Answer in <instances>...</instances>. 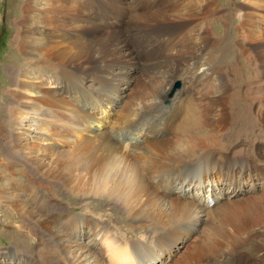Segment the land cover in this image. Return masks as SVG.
<instances>
[{"label": "bare ground", "instance_id": "obj_1", "mask_svg": "<svg viewBox=\"0 0 264 264\" xmlns=\"http://www.w3.org/2000/svg\"><path fill=\"white\" fill-rule=\"evenodd\" d=\"M29 3L27 1L23 6L24 29L16 32V46L21 52L37 57L32 69L49 71L61 86L57 91H48V86L40 82L33 88L39 75L31 71L28 80L31 87L28 89L34 95L26 96L27 101L8 109L13 116L11 125L16 127L22 120L18 119L21 112L26 114L23 119L30 112L36 114L42 101L51 99V103L66 108L72 107V103L67 105L69 98L90 96L87 102L90 108L82 119L83 124L80 122L82 103L53 116L50 121L60 125L58 131L63 137L70 131L76 132L71 136V150L66 151L71 166L61 168L69 174L64 179L67 189L81 191L93 186L105 194L106 200L120 203L124 212L131 216L143 206L142 197L151 179L157 178V183L174 186L179 175L184 174L182 164H193V169L186 170L189 174L197 169L206 174L219 167L227 170L224 176H230L233 181L242 174H235L234 169L243 171L241 165L245 163L251 165L245 166L248 171L262 165L258 171L264 173L261 164L264 156L252 150L231 152L229 147L226 148L229 146L227 142L220 143L221 136L230 137L234 132L248 129L252 122L256 123L253 130L264 133V0H243L232 34L228 31L227 17L232 13L222 12L215 0H80L79 4L75 0H47L46 6L49 5L53 14L61 6L63 11L60 14L64 16L49 19L41 34L32 21L28 23ZM99 3L120 8V14L111 17L105 27L83 10V7ZM126 5L130 7L129 11ZM72 16L76 18L69 21ZM116 23H123L124 28L117 29ZM140 44L148 47L145 54L137 50ZM141 59L146 60L145 67L151 77L148 76V83L136 97L133 96L134 99L126 100L124 92L118 93L111 82L113 78L119 80L124 64L135 65ZM22 71L18 69L16 76H23ZM179 71H183L193 88L173 94L172 103L165 106L161 102L166 96V89L162 93V85L172 81ZM83 75L90 76V79ZM19 81L22 80H17L16 84L21 83ZM87 83L93 84L94 91L88 89ZM195 85L200 88L195 90ZM159 86L162 87L160 91ZM69 89L76 91L77 96H72ZM114 92L118 95L113 98L111 94ZM183 95L187 97L186 102L180 105L178 101L173 102ZM115 99H121V105L114 109ZM96 111H102L107 117H97ZM91 119L95 128L87 130L90 134L88 140H84L82 133L86 130L82 125H87ZM147 132L150 135L142 141L151 140L138 147L137 141ZM20 134L29 133H19L13 147H19L20 152L27 149L29 156L22 157L31 162L33 169L41 174L51 173L54 169L47 168L43 157L31 153V148L21 146L18 140L24 136ZM200 175H191L198 178L193 183L181 182L180 191L173 187L174 195L169 197L171 210L185 216H191L192 211L202 212L207 217L206 212H213L204 209L208 197L221 195L226 198L225 194L213 195L211 190H198L203 193L198 197L186 193L190 198H184L186 185L188 188L190 185L204 186ZM215 177H219L217 172ZM219 182L214 178L215 185ZM178 194L183 200L178 199ZM221 196L216 199V202L220 201L217 213L209 219L211 229L202 237L201 246L195 254L189 255V260L186 258L177 264H264V228L258 226V221L264 222V209L259 208L258 215L257 212L256 215L254 212L246 215L250 208L247 207L248 201L219 200ZM134 215L138 216L137 213ZM71 224L73 229L79 226L78 223ZM109 241H105L104 247L109 254H115L117 262L126 255L131 259L144 257L146 247L140 243L114 245ZM249 248L261 252V256L251 259L249 253L253 251ZM59 262L68 264L65 258ZM96 264L103 263L96 261Z\"/></svg>", "mask_w": 264, "mask_h": 264}, {"label": "rangeland", "instance_id": "obj_2", "mask_svg": "<svg viewBox=\"0 0 264 264\" xmlns=\"http://www.w3.org/2000/svg\"><path fill=\"white\" fill-rule=\"evenodd\" d=\"M27 1L31 5V8L27 11L28 23L32 21V24L38 28L40 34L48 26L49 19H62V17L58 16H64L60 14V11H63L60 6L61 8L59 7L56 11V17V14H53L52 10L49 9V5L46 6L47 0ZM27 1L0 0V264H49L50 262L59 264L61 258H65L68 264H85L84 261L88 260L91 261L87 264H96V261L103 264H177L186 258L189 260V255L196 253L201 246L204 235L211 229L209 219L217 213L216 209L220 201L216 202V199L221 196L213 197V195L225 194L226 198L224 199L223 197V200L229 199L228 201L235 203L248 201L250 204L247 207L250 208L246 215L248 213L253 214V212L254 215H256V212L258 215V209H264V173H259L258 171L262 165L258 169L253 168L248 171L246 167L251 166L248 163L241 165L244 166L243 171L234 169L235 174L242 173L240 176L244 179H248L249 176L255 178L258 184H256V187H251L249 184V186L241 189L232 185L233 179L230 176H224L227 170H220L218 167L217 170L211 169L209 171L210 174H203V170L197 169L189 174L188 171L194 168L193 164H182L184 167L182 168L184 170L183 175L173 172V174L179 175L178 182L174 186L157 183V178L155 180L151 179L142 197L143 206L132 213L131 216L124 212L120 203L106 200L105 194L100 190H95L93 186L81 191L79 189H67L64 179L69 174L61 168L67 169L71 166L70 158H68L69 153L66 151L71 150L70 144L73 141L71 136L76 135V132L70 131L63 137L58 131L60 125L50 121L54 119L53 116H59L66 109L69 110L71 106L60 108L58 105L51 103V99L47 102L42 101L36 114L30 112L25 117L26 119H23L26 114L21 112L18 119L22 120L16 124V127L11 125L13 116L10 115L8 109H11L10 107L12 106L21 105L22 102H25L24 100L27 101L26 96L34 95V92L28 89V86L31 87L28 84L31 71L39 75L38 82L32 85L33 88L38 87L40 82H44L46 87L48 86V91H57L61 86V82L49 71L38 72L36 69H32L37 57L29 52H21L16 46V32L18 33L24 29V20L21 19V15L23 14V6ZM71 1L73 2V0ZM75 1L78 4L80 3V0ZM215 1L222 9V12H231L233 14L227 15L228 31L232 34L237 26L240 4L243 3V0ZM45 7H48V9H45ZM126 8L127 11L130 10L128 5H126ZM83 10L104 27L111 17L120 14L119 6H109L103 3L83 7ZM75 18L74 16L69 17V21ZM45 25L47 26L45 27ZM255 25L261 24L255 23ZM122 26L123 23H116L117 29H123L124 27ZM147 49L148 47L144 48L141 44L137 46V50L143 54L146 53ZM145 61V59H141L140 61L137 60L138 64L135 65L132 63L124 64L119 80L113 78L111 82V86L117 87L118 93L124 92L125 97L127 96L126 100L131 99L133 96L136 97V94L148 83V76L151 77V72L145 67ZM18 69L23 70L22 72L25 73L20 76L21 78L16 76L18 75ZM83 76L90 79V76ZM19 79L22 80L19 82L26 85L25 87L21 83L16 84ZM169 83L162 85V93L166 89V96L161 98V102L165 106L172 103L173 94L193 88V85L184 76L183 71L177 72ZM87 86L88 89L94 91L93 84L87 83ZM162 87L159 86L158 90L160 91ZM195 87H197L195 90L200 88L196 85ZM105 88L109 87L105 86ZM69 90L72 96H77L76 91ZM98 92H101V89ZM19 95L23 96L20 99H16ZM115 95L118 94H115V92L111 94L113 98L116 97ZM89 100L90 96L75 98L74 100L69 98L67 100V105L72 103L71 108L81 103L84 105L81 109L83 110L80 119L82 124V119L90 108L87 103ZM176 101L180 105L187 101V97L185 95L180 96L173 102ZM114 105L116 106H113L114 109L118 108L121 105V99H115ZM253 109L254 107L251 110L253 111ZM91 110L94 109L91 108ZM96 112L99 118L107 117L102 111ZM92 123H95L93 119L87 125H82L86 130V132L82 133L84 140H88L90 134L87 130L95 128ZM255 125L256 123L252 122L248 129L234 132L236 135L232 133L230 137L221 136L220 143L227 142L229 146L226 148L229 147L231 152L242 153L243 150H252L255 154L264 156V133L253 130ZM12 131L14 132L12 133ZM24 131H28L29 134L25 136L20 134L24 136L18 140L21 142V146L31 148L32 150H29L31 153L35 152L38 153L39 157H43V162H47L45 163L47 168L52 167L50 169H54L50 171L51 173L49 174L51 175L48 174V176L47 173L41 174V171L32 168L31 162L23 158L29 156L27 149L20 152L19 147H13L12 143L14 140L19 137V133ZM144 135L140 137L145 139L147 135H150V132L144 133ZM146 139L137 141L139 144L137 146L144 145L151 140L150 138ZM218 146V148H221L220 145ZM59 152L61 154H58ZM62 153L64 154L62 155ZM229 156L232 157L231 154ZM261 164L264 165V162L261 161ZM56 166L59 167L57 168ZM54 172L56 173L55 175ZM216 172L219 177H215ZM191 175H200V181L204 183V186L190 185L188 188L186 185L183 194L184 198H190V196L185 195L186 193L198 197L203 195L198 190H211L213 195L209 194L208 196H212V199H215V203L207 208V202H205L204 209L213 211L206 212L209 215L207 217L202 212L196 211H192L191 216L186 215V217L182 213L170 209L169 197L172 194L174 195L172 193L174 191L173 187H176V191H180L181 189L178 186H180L181 182L187 180L189 183H193L198 179L196 176ZM143 176L146 175L143 173ZM214 178L221 182L215 185ZM67 180L68 178L66 182ZM207 180L211 184L207 185L205 183ZM164 186L168 188L167 194L163 192ZM178 199L183 200L180 196ZM135 213L138 216L134 215ZM259 218H262V216ZM258 222L261 224L258 226L264 228V222ZM71 223H78L79 226L73 229L70 226L72 225ZM182 227L187 230L184 231ZM173 234H175L174 240H172ZM107 240L113 242L112 244L114 245L133 241L140 243L146 247L144 249V257L131 259L129 255H126L121 261L117 262L115 254H109L107 247H104ZM151 248L155 250L153 251ZM249 250L253 251L249 253L250 257H252L251 259L261 256V252H256L251 248ZM146 255L147 259H145Z\"/></svg>", "mask_w": 264, "mask_h": 264}]
</instances>
